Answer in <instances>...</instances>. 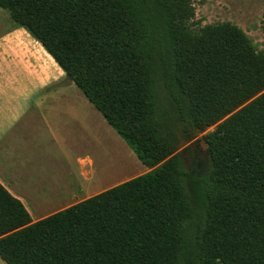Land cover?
<instances>
[{
    "label": "trees",
    "instance_id": "16d2710c",
    "mask_svg": "<svg viewBox=\"0 0 264 264\" xmlns=\"http://www.w3.org/2000/svg\"><path fill=\"white\" fill-rule=\"evenodd\" d=\"M0 7L150 168L35 222L0 183L6 264H264V53L242 28L190 29L191 0ZM211 125L210 172L187 179L181 139Z\"/></svg>",
    "mask_w": 264,
    "mask_h": 264
},
{
    "label": "crops",
    "instance_id": "0c3cea01",
    "mask_svg": "<svg viewBox=\"0 0 264 264\" xmlns=\"http://www.w3.org/2000/svg\"><path fill=\"white\" fill-rule=\"evenodd\" d=\"M62 74L24 28L0 35V183L32 222L121 183L106 184L91 156L79 153L88 124L79 88Z\"/></svg>",
    "mask_w": 264,
    "mask_h": 264
},
{
    "label": "rangeland",
    "instance_id": "374dc122",
    "mask_svg": "<svg viewBox=\"0 0 264 264\" xmlns=\"http://www.w3.org/2000/svg\"><path fill=\"white\" fill-rule=\"evenodd\" d=\"M191 5L194 8V17L187 24L190 29L197 30L205 24L229 21L242 28L256 48L264 53V29L261 26L264 0H191ZM21 28L11 19L9 12L0 7V35ZM69 81L63 72L61 82ZM79 91L78 97H75L81 103V118L87 122L89 129L83 135L84 138L77 140L79 153L91 156L93 168L102 175L106 184L123 182L146 172L148 167L142 164L128 144ZM158 102L164 103L163 90H159ZM214 127L215 125L209 126L190 141L181 139L177 153L187 171V179L201 178L210 172L211 158L203 135ZM187 186L190 189L188 184Z\"/></svg>",
    "mask_w": 264,
    "mask_h": 264
}]
</instances>
